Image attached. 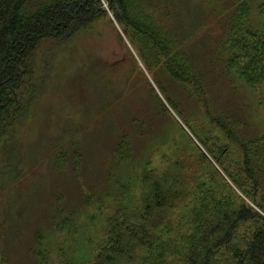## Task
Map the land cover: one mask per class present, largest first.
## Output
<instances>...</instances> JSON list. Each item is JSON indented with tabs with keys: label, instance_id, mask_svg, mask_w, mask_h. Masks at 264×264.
<instances>
[{
	"label": "trees",
	"instance_id": "obj_1",
	"mask_svg": "<svg viewBox=\"0 0 264 264\" xmlns=\"http://www.w3.org/2000/svg\"><path fill=\"white\" fill-rule=\"evenodd\" d=\"M254 7L262 20L253 17ZM108 12L142 59L181 90L178 104L167 98L170 106L184 115L188 99L201 100L229 142L189 123L203 148L196 146L199 166L186 157L154 163L148 153L135 164L131 135L122 133L92 195L83 194L80 206L56 197L47 229L36 233L47 256L32 252L34 264H51L49 239L62 230L77 233L81 209L90 206L103 217L102 238L95 248L74 250L63 264H264V130L261 123L249 126L228 101L216 105L217 113L211 106L213 63L234 89L264 93V0H0V142L35 99L41 41L89 29ZM214 23L222 30L216 37L209 33ZM204 37L212 44L206 56ZM73 156L77 179L81 154ZM73 242L78 246L77 238Z\"/></svg>",
	"mask_w": 264,
	"mask_h": 264
},
{
	"label": "rangeland",
	"instance_id": "obj_2",
	"mask_svg": "<svg viewBox=\"0 0 264 264\" xmlns=\"http://www.w3.org/2000/svg\"><path fill=\"white\" fill-rule=\"evenodd\" d=\"M253 17L262 20L259 8L254 7ZM215 25L209 27V33L216 37L222 30ZM211 46L204 37L200 49L205 56ZM36 61L41 69L33 83L35 99L11 126L6 140L0 142V264H34L32 252L46 255L36 233L47 229L56 197L80 206L83 194L92 195L96 179L107 176L105 157H112L113 145L122 133L131 135L135 164L148 153L154 163L159 164L164 156L186 157L199 166L197 147L203 148L189 123L203 135L226 138L206 117L201 100L188 99L190 106L184 115L180 106H175L176 111L170 106L167 98L175 100L181 90L142 59L136 44L110 12L91 28L70 37L44 39ZM211 68L215 81L211 106L228 101L230 107L245 115L249 126L261 123L264 130L262 90L234 89L219 63ZM158 97L167 110L160 108ZM75 150L81 154V181L73 175ZM106 203L111 206L110 200ZM82 211L77 233L62 230L49 239L51 264H63L74 250L95 248L102 238L100 211L94 206Z\"/></svg>",
	"mask_w": 264,
	"mask_h": 264
},
{
	"label": "water",
	"instance_id": "obj_3",
	"mask_svg": "<svg viewBox=\"0 0 264 264\" xmlns=\"http://www.w3.org/2000/svg\"><path fill=\"white\" fill-rule=\"evenodd\" d=\"M112 14V13H111ZM112 16H113V14H112ZM114 18V17H113Z\"/></svg>",
	"mask_w": 264,
	"mask_h": 264
}]
</instances>
